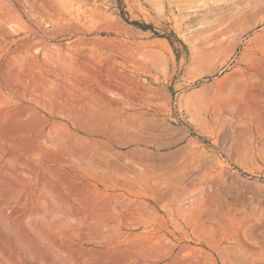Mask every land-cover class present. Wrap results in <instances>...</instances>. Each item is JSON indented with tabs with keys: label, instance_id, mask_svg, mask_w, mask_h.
Segmentation results:
<instances>
[{
	"label": "rangeland",
	"instance_id": "1",
	"mask_svg": "<svg viewBox=\"0 0 264 264\" xmlns=\"http://www.w3.org/2000/svg\"><path fill=\"white\" fill-rule=\"evenodd\" d=\"M192 3L0 0V264H264V0Z\"/></svg>",
	"mask_w": 264,
	"mask_h": 264
},
{
	"label": "bare ground",
	"instance_id": "2",
	"mask_svg": "<svg viewBox=\"0 0 264 264\" xmlns=\"http://www.w3.org/2000/svg\"><path fill=\"white\" fill-rule=\"evenodd\" d=\"M194 1H195V0H193V3H194ZM188 2H189V1H188ZM191 2H192V1H191ZM182 3H183V2H182ZM193 3H192V5H193ZM185 4H186V3H185ZM177 5H178L180 8L182 7V6H180V4H177ZM192 5H191V6H192ZM198 6H199V4H198V5H195V6H192V7H193V8H196V7H198ZM189 7H190V6H189ZM183 12H184V10L181 9V13H183Z\"/></svg>",
	"mask_w": 264,
	"mask_h": 264
}]
</instances>
